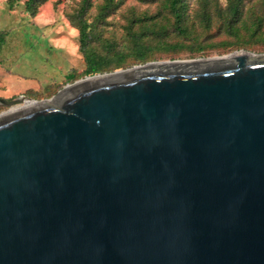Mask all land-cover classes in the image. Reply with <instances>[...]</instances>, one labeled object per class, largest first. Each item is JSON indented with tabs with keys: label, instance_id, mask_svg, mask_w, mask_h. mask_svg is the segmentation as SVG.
Masks as SVG:
<instances>
[{
	"label": "water",
	"instance_id": "water-1",
	"mask_svg": "<svg viewBox=\"0 0 264 264\" xmlns=\"http://www.w3.org/2000/svg\"><path fill=\"white\" fill-rule=\"evenodd\" d=\"M0 102V264H264V54Z\"/></svg>",
	"mask_w": 264,
	"mask_h": 264
},
{
	"label": "rangeland",
	"instance_id": "rangeland-1",
	"mask_svg": "<svg viewBox=\"0 0 264 264\" xmlns=\"http://www.w3.org/2000/svg\"><path fill=\"white\" fill-rule=\"evenodd\" d=\"M80 1L47 0L29 12L27 0H0V99L24 96L34 101L50 100L66 86L92 76L86 75L88 64L80 50V32L71 20ZM92 1L87 21L96 22L94 30L100 37L92 48L111 64V70L99 74L153 62L221 57L241 50L264 54V22L258 35L252 36L250 31L256 19L263 16L259 0H246L242 18L235 24L236 35L225 31L222 20L216 17V8L226 12L229 0L207 2L212 15L209 28L201 19L204 0H186V35L172 27V18L162 1L115 0V8L100 21L97 16L106 0ZM139 17L147 18L145 25L167 28L144 40L150 50L146 60L135 56L134 38L129 32L132 20ZM141 26L136 23L132 28L138 31ZM20 106L9 107L0 102V114Z\"/></svg>",
	"mask_w": 264,
	"mask_h": 264
},
{
	"label": "trees",
	"instance_id": "trees-1",
	"mask_svg": "<svg viewBox=\"0 0 264 264\" xmlns=\"http://www.w3.org/2000/svg\"><path fill=\"white\" fill-rule=\"evenodd\" d=\"M47 0H27L26 7L29 12H34L36 7ZM143 3H154L162 1L164 3V9L167 10V13L172 18V27H174L175 31H177L180 35H186L187 33V6L186 0H140ZM209 0H204L203 10L201 12V19L206 23V28L210 27L212 23V15L207 10V2ZM260 1V12L263 13V16L257 18L254 22V28L250 31L252 36H256L260 33L264 22V0ZM246 0H229L228 7L226 12H224L220 8H216V17L223 22V27L225 31H228L234 35L237 34V30L235 28V24L241 20L243 14V8L245 6ZM115 0H106L105 4L100 7L99 14L97 16V21L104 20L106 15L109 14L115 8ZM93 7L92 0H81L79 10L76 14L71 18L73 24L77 26L80 32V50L83 53L86 62L88 64V68L86 70V75H95L99 73H103L105 71L111 70L109 63L110 61L103 55H100L97 51H95L92 46L97 38L94 27L96 22L88 23L87 15L89 14L91 8ZM254 12V10H253ZM257 12H254L256 14ZM259 17V16H256ZM148 20H151L150 18ZM145 21H147L146 17H139L132 20V25L130 26L129 32L132 34L134 38V46L136 49L135 56L140 60H146L148 53L150 50L148 47L144 45V40L149 38L151 34L157 35L167 30L166 26H161L159 29H156L155 26L145 25ZM136 23L143 24L139 28L138 31H135L132 26ZM74 76H71L73 79Z\"/></svg>",
	"mask_w": 264,
	"mask_h": 264
}]
</instances>
